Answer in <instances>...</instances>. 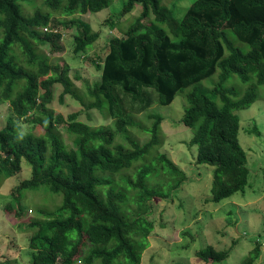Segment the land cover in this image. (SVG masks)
I'll list each match as a JSON object with an SVG mask.
<instances>
[{"label": "trees", "instance_id": "trees-1", "mask_svg": "<svg viewBox=\"0 0 264 264\" xmlns=\"http://www.w3.org/2000/svg\"><path fill=\"white\" fill-rule=\"evenodd\" d=\"M35 1L0 0V104L11 110L0 130V180L19 174L25 161L31 178L13 194L47 188L55 194L52 206L60 204L52 210L36 208L35 219L23 226L32 232L30 264H141L154 230L152 202L171 196L187 180L159 152L164 117L152 113L138 120L116 88L136 104L146 103V89L157 93L159 106L184 94L181 123L192 131L197 164L214 168L212 202L245 192L250 168L237 112L250 109L258 100L257 88L264 87V0H195L181 18L174 4L170 8L162 0H126L123 14L136 5L141 13L122 37L109 40L103 62L95 65L101 79L85 95L76 89L70 68L52 62L44 47L53 53L63 50V34L55 31L64 26L76 29L75 53H87L100 35L89 33L75 16L99 13L115 0H45L47 11L26 13ZM54 14L65 20L53 19ZM213 77L212 86L202 85ZM56 85L63 87L62 103L73 96L85 110L111 118L112 125L84 123L82 111L67 118L57 115L52 109ZM22 121L40 126L44 135L23 132ZM133 130L145 132L149 141L132 138ZM162 178L168 179L156 184ZM13 209L10 203L6 207ZM24 213L19 207L15 215ZM259 253L257 245L241 264H255ZM197 257L220 263L230 250L207 246Z\"/></svg>", "mask_w": 264, "mask_h": 264}, {"label": "rangeland", "instance_id": "rangeland-1", "mask_svg": "<svg viewBox=\"0 0 264 264\" xmlns=\"http://www.w3.org/2000/svg\"><path fill=\"white\" fill-rule=\"evenodd\" d=\"M194 1L162 0L163 4L170 8H173L170 5L174 4V13L178 18L184 16ZM44 2L45 0L32 2L34 8L25 7V12L32 14L37 9L47 11ZM125 3L126 0H115L108 9L99 13L75 16L86 24L89 33L100 35L87 53H75L76 29H67L64 26L59 28L63 33L60 42L63 50L53 53L49 47H44V52L52 62L70 68L69 75L76 89L81 90L83 95L101 79V71L95 65L103 62L109 51V40L122 37L141 13V7L136 5L132 12L123 14ZM53 19L65 20L59 14H54ZM214 80L216 77L203 81L202 85L212 86ZM54 92L52 109L57 115L67 118L73 112L82 111L80 120L84 123L91 126L112 125L111 118H105L97 110H85L73 96L67 95L62 103L61 85H56ZM115 93L124 107L138 114V120H144L152 113L164 117L163 144L159 152L167 155L187 176V180L173 191L171 196L163 200L154 199L152 202V214L149 219L153 222L154 230L149 236V245L142 252L141 264H241L257 245L260 247V253L255 264H264V87L257 88L259 97L250 109L237 112L241 119L239 140L248 156L249 184L244 193H237L221 203L212 202L214 168L197 164L198 148L190 146L192 131L181 123L187 104L183 99L185 95L177 96L169 106H159L158 95L151 89L145 90V104L131 102L119 88H116ZM10 114V106L6 103L0 104V130L6 125ZM150 125L151 123H143L145 128ZM21 127L23 132L44 135L40 126L35 127L22 121ZM61 132L65 142L71 145L72 138L65 133V127L61 128ZM129 135L141 144L150 139L149 135L139 130H133ZM119 141H122L121 137ZM31 174V167L23 161L19 174L0 180L1 261L12 260L16 261V264H30L33 249L30 248L29 240L32 232L30 229L23 230V226L35 219L36 208L51 207L49 210H52L60 205L52 206V196L55 194L47 188H41L39 193L25 190L20 196L13 194V190L23 180L31 178ZM97 175L102 174L97 172ZM167 179L162 178L161 181L158 179L155 182H159V185ZM9 203L14 209L8 212L6 207ZM19 207L25 211L21 218L15 215ZM86 246L87 241L83 247ZM207 246H213L216 251L230 250V257L220 263H205L197 257V252Z\"/></svg>", "mask_w": 264, "mask_h": 264}, {"label": "clouds", "instance_id": "clouds-1", "mask_svg": "<svg viewBox=\"0 0 264 264\" xmlns=\"http://www.w3.org/2000/svg\"><path fill=\"white\" fill-rule=\"evenodd\" d=\"M43 31H47V30H43ZM55 32H57V33H62L60 30H56ZM63 34V33H62ZM63 38V37H62Z\"/></svg>", "mask_w": 264, "mask_h": 264}]
</instances>
